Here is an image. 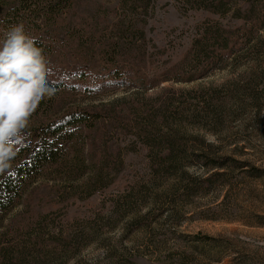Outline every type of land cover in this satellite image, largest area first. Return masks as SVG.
<instances>
[{
  "label": "rangeland",
  "instance_id": "rangeland-1",
  "mask_svg": "<svg viewBox=\"0 0 264 264\" xmlns=\"http://www.w3.org/2000/svg\"><path fill=\"white\" fill-rule=\"evenodd\" d=\"M259 4L72 0L51 28L48 67L96 75L115 66L131 71L136 85L65 92L31 115L25 148L66 111L96 113L99 124L63 144L0 219V264H264V175L233 163L264 171L263 49L252 36L205 76L168 79L188 76L181 58L198 32L233 27L246 9L244 20H253ZM258 35L264 42V29ZM137 125L142 136L151 131L150 141L133 132ZM168 134L197 156L210 145L215 161L230 160L223 170L201 167L195 155L165 160ZM211 173L220 176L203 183Z\"/></svg>",
  "mask_w": 264,
  "mask_h": 264
},
{
  "label": "trees",
  "instance_id": "trees-1",
  "mask_svg": "<svg viewBox=\"0 0 264 264\" xmlns=\"http://www.w3.org/2000/svg\"><path fill=\"white\" fill-rule=\"evenodd\" d=\"M71 8L72 0H0V42L10 26L22 22L26 32L37 38L36 46L42 48L46 57L50 59L54 52L55 42L51 28L56 25L57 17L61 14L67 16ZM250 12L251 9H246L242 17L244 19L251 17ZM255 12L252 16L253 20L240 19L239 24L233 27L227 25L223 29L220 25L215 26L214 30L206 29L203 34L198 32V37L191 42L181 58V64H187L190 67L188 76L183 79L186 75L175 71L168 79L186 83L190 82L192 74H197L198 78L205 76L215 69L219 61H231L238 52L247 49L252 36L257 38L256 46L253 47L264 51V42L258 35L264 29V0H260ZM209 48L211 49L208 51ZM134 78L135 75L131 71L119 70L115 66L107 67L96 75L84 71L65 74L56 67H48V83L54 92L51 97L40 102L33 114L42 115L65 92L76 93L80 90L83 93L94 95L118 88L134 87L136 81H129ZM98 122L96 113L80 109L66 111L61 116H56L54 120L47 119L41 125L35 137L34 146L25 148L20 145L17 155L10 162V167L0 171V219L14 207L17 200L22 198L30 182L47 170L49 164L57 158V151L62 148L63 144L79 135L87 137L97 129ZM133 132L144 142L151 140V131H149L148 139L147 136L141 135L143 130L141 131L138 125ZM161 147V157H165V160H175L176 157L187 158L188 155L197 156L181 139L169 134L165 135L161 141ZM206 148V151L197 156L201 167L207 170L225 169L230 159L225 157L217 162L209 152L213 150V146L208 145ZM233 163L237 164L239 169L250 168L247 173L250 176L264 175V171L249 167L245 162L234 161ZM218 176H220L218 173H211L203 179V183L207 184ZM210 248L217 249L216 247ZM0 262H5L3 255H0Z\"/></svg>",
  "mask_w": 264,
  "mask_h": 264
},
{
  "label": "clouds",
  "instance_id": "clouds-1",
  "mask_svg": "<svg viewBox=\"0 0 264 264\" xmlns=\"http://www.w3.org/2000/svg\"><path fill=\"white\" fill-rule=\"evenodd\" d=\"M25 25L10 26L0 42V171L10 167L27 138L29 118L53 95L48 58Z\"/></svg>",
  "mask_w": 264,
  "mask_h": 264
}]
</instances>
